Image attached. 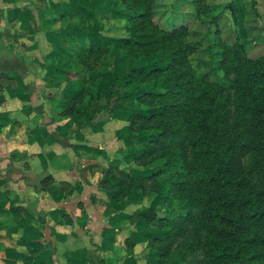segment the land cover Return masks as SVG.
Here are the masks:
<instances>
[{"label": "trees", "instance_id": "1", "mask_svg": "<svg viewBox=\"0 0 264 264\" xmlns=\"http://www.w3.org/2000/svg\"><path fill=\"white\" fill-rule=\"evenodd\" d=\"M201 1H190L192 14L210 8ZM155 2L92 0L102 12L120 5L112 14L125 17V33L105 37L96 48L71 45L61 66L71 78L70 107L100 88L106 95L116 90L131 102L128 130L135 133L143 123L150 129L144 139L136 134L143 143L134 160L144 171L112 178L119 199L144 194L159 203L184 201L179 210L141 213L157 230L149 243L156 264H264V54L249 57L241 39H223L214 15L206 47L214 77H199L188 63V26L170 19L158 25ZM226 5L232 8L231 1ZM153 98L159 105L147 107ZM136 103L142 108H133ZM0 216L1 228L17 215L0 207Z\"/></svg>", "mask_w": 264, "mask_h": 264}, {"label": "crops", "instance_id": "2", "mask_svg": "<svg viewBox=\"0 0 264 264\" xmlns=\"http://www.w3.org/2000/svg\"><path fill=\"white\" fill-rule=\"evenodd\" d=\"M99 11L92 0H0V207L17 215L0 228V264H156L157 230L141 213L159 202L117 198L112 178L144 171L130 99L100 88L71 108L61 72L72 44L107 37Z\"/></svg>", "mask_w": 264, "mask_h": 264}, {"label": "rangeland", "instance_id": "3", "mask_svg": "<svg viewBox=\"0 0 264 264\" xmlns=\"http://www.w3.org/2000/svg\"><path fill=\"white\" fill-rule=\"evenodd\" d=\"M91 2V0H88ZM156 10L154 21L160 26H167L168 19L172 20L175 24H186L188 26V31L186 38L184 39V44L187 47H192L191 52H187L188 63L194 69L195 73L204 79L212 80L213 73L209 66V52H207L206 47L211 45V36H208L211 25L208 19L214 15L215 23L220 31L223 39L228 42L241 39L245 53L249 57H257L264 54V0H202L201 3H206L210 8H204L205 13H200L199 10H195L194 14L191 12V0H155ZM231 1L232 8L227 7V3ZM108 8V10L106 9ZM104 16L99 11V31L106 35L107 37H119L124 35V31L121 25L124 23V18L116 17L117 14H112V10L119 9L117 3H113V7L109 4L106 7ZM110 11V12H108ZM121 15V14H120ZM124 16V15H122ZM168 28V27H167ZM97 29V30H98ZM112 57L108 54L105 60L111 61ZM135 66L138 65L137 61H132ZM60 67V66H58ZM64 67V66H62ZM61 67V68H62ZM110 71L109 68H106ZM71 74L74 73V68L70 69ZM90 74V73H89ZM120 74V73H118ZM91 85H93L91 83ZM115 89V86H114ZM118 91L114 90L110 95H119ZM145 103L147 107H156L159 105L158 99H146ZM142 108V105L136 103L133 108ZM140 107V108H139ZM147 124H142L141 127L135 132L140 135L141 138L146 137ZM248 156H246L245 161H247ZM142 167V166H141ZM149 168V165L145 166ZM147 201H151L154 197L146 195ZM161 206V211L164 209H175L179 210V207H186L183 200H173L168 198L165 202L159 203ZM159 211V212H161ZM5 218V217H4ZM2 218V219H4ZM181 223L182 220H176ZM175 222V224H177ZM174 223V221H173ZM191 224H186V229H190ZM200 257V254H198Z\"/></svg>", "mask_w": 264, "mask_h": 264}]
</instances>
